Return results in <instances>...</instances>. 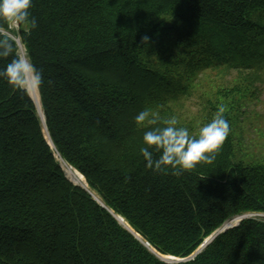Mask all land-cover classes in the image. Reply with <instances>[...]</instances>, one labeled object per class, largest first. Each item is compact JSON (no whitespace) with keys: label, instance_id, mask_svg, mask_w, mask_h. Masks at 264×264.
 <instances>
[{"label":"trees","instance_id":"1","mask_svg":"<svg viewBox=\"0 0 264 264\" xmlns=\"http://www.w3.org/2000/svg\"><path fill=\"white\" fill-rule=\"evenodd\" d=\"M262 10L264 0H33L38 26L20 28L19 38L42 74L54 149L27 90L0 78V264H169L157 254L186 259L226 221L264 214V162H234L230 133L211 165L177 176L146 167L140 148L154 126L135 122L164 103L169 85L143 52L173 49L176 34L216 64L253 68L264 55V27L253 19ZM57 155L107 208L66 176ZM173 264H264V219H245Z\"/></svg>","mask_w":264,"mask_h":264},{"label":"rangeland","instance_id":"2","mask_svg":"<svg viewBox=\"0 0 264 264\" xmlns=\"http://www.w3.org/2000/svg\"><path fill=\"white\" fill-rule=\"evenodd\" d=\"M253 19L264 27V10L256 11ZM161 20L169 24L175 22L173 18L165 15L161 16L159 21ZM19 30H11L14 33L11 38L16 42L20 40ZM177 37L178 35L173 34L168 39L171 43L180 42V44L176 43L173 49L167 50L168 47H164V49L160 48L153 52L145 51L139 57L147 68L163 74L169 83L163 89L164 94L161 98L164 103L160 102L153 106L152 110L161 119L176 116L179 126L187 127L191 133L196 134L201 126L210 121L217 107L223 105L226 109L224 115L229 122L234 145V162L260 161L263 163L264 55L258 61L259 64H255L253 68L243 67L241 61L219 65L211 56L204 54L206 50L193 45L185 48L183 45L185 39H176ZM18 47V53L22 56L21 48L19 45ZM189 51H193V58L188 55ZM33 80L40 97L37 82L34 78ZM138 84L142 85L143 81ZM172 84L175 85L174 90L171 88ZM34 87L32 79L26 81L25 88L31 97L34 96ZM45 136L47 137V133ZM68 165L76 170L70 164ZM67 177L73 180L70 172ZM84 188L91 192L95 201L101 204L102 201L94 195L96 194L102 200L97 192L89 186ZM255 216L264 218V215Z\"/></svg>","mask_w":264,"mask_h":264},{"label":"clouds","instance_id":"3","mask_svg":"<svg viewBox=\"0 0 264 264\" xmlns=\"http://www.w3.org/2000/svg\"><path fill=\"white\" fill-rule=\"evenodd\" d=\"M33 0H0V59L11 57L0 67V78L18 90H24L29 79L40 81L41 72L21 55L11 39L10 30L23 28L25 31L38 26L32 14ZM8 34L5 35L4 33ZM147 41V37L144 38ZM226 109L217 107L210 121L193 134L187 127L179 126L176 116L161 119L151 108H144L135 116L138 127L150 125L143 134L140 152L146 167L157 173L181 175L191 172L201 165H211L230 133V125L225 118ZM154 153L159 154L154 158Z\"/></svg>","mask_w":264,"mask_h":264},{"label":"water","instance_id":"4","mask_svg":"<svg viewBox=\"0 0 264 264\" xmlns=\"http://www.w3.org/2000/svg\"><path fill=\"white\" fill-rule=\"evenodd\" d=\"M18 45L21 47V41L18 40L17 41ZM38 108V107H37ZM38 113L39 115L41 116L40 114V111L38 110ZM42 118V117H41ZM43 123L45 125V129L47 131V127H46V124H45V118L43 117ZM48 133V131H47ZM49 136V134H48ZM50 138V137H49ZM50 144L52 145V141L50 140ZM82 188H84L82 186ZM85 189V188H84ZM87 190V189H85ZM88 191V190H87ZM89 192V191H88ZM91 194V192H89ZM92 195V194H91ZM100 204V203H99ZM101 206L105 207L104 204H100ZM255 215L257 214H244V215H240V216H237V217H234L228 221H226L219 229H217L210 237H208L204 242L203 244L197 249V251L190 257L186 258V259H179V258H176V257H173V256H159L161 258V260H163L164 262L166 263H169V264H173V263H179V262H185V261H189V260H192L194 259L198 254H200L208 245H210L219 235H221L222 233L234 228V227H237L240 222H242L243 220L245 219H248V218H252L254 217ZM115 217L117 218V220L123 224L129 231H131L132 233H134L135 236H137V238L140 239L139 235L137 233H135L128 225L125 224L124 220L122 218H120L119 216H116ZM145 243V242H144ZM146 246H149L148 243H145Z\"/></svg>","mask_w":264,"mask_h":264},{"label":"bare ground","instance_id":"5","mask_svg":"<svg viewBox=\"0 0 264 264\" xmlns=\"http://www.w3.org/2000/svg\"><path fill=\"white\" fill-rule=\"evenodd\" d=\"M21 53L22 56L27 58L26 53H25V49L24 47L21 46ZM32 84L33 86H35V91H33V95L32 97H34L33 99L35 100L39 110H40V114L42 115V109H41V104H40V97L38 95L37 92V87L35 85V81L32 79ZM59 161L62 165L63 170L67 173L68 176V172H70V175H72L73 177V182L78 184V185H82L83 187H88L87 182L84 178V176H82L79 172H77L76 170L72 169L66 162H64L62 159L59 158ZM68 171V172H67ZM98 200L102 201L101 199L98 198V196L96 194H94Z\"/></svg>","mask_w":264,"mask_h":264}]
</instances>
